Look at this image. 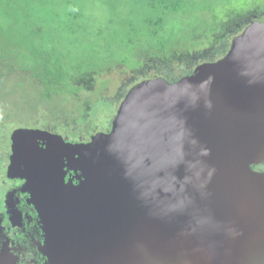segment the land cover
Masks as SVG:
<instances>
[{"label": "water", "instance_id": "obj_1", "mask_svg": "<svg viewBox=\"0 0 264 264\" xmlns=\"http://www.w3.org/2000/svg\"><path fill=\"white\" fill-rule=\"evenodd\" d=\"M10 139L49 264H264V23L189 76L133 85L110 132Z\"/></svg>", "mask_w": 264, "mask_h": 264}, {"label": "rangeland", "instance_id": "obj_2", "mask_svg": "<svg viewBox=\"0 0 264 264\" xmlns=\"http://www.w3.org/2000/svg\"><path fill=\"white\" fill-rule=\"evenodd\" d=\"M26 1L28 0H0V53L5 54L4 49L9 53L11 47H18L22 53L21 60L31 63L33 61L31 56L35 54L33 47L44 43L49 45L56 43V48L64 50L70 61L81 62L83 69L94 72L96 78L94 90L98 95L100 93L103 97L113 100L116 92L121 91L123 96L118 98L115 110L132 84L143 77V73L151 74L155 78L157 76L153 74L154 69L165 68L166 65L160 59L170 54L184 55L209 47L219 35H222L226 26L231 25L229 26L231 29L235 28L241 18L250 16L251 11H254L256 19L248 24L264 23V0H189L182 12L167 16L165 26H134L132 19L125 15L128 12L132 13L130 9L134 12L138 10L137 6L133 7L131 0L126 2L128 9L124 11L123 17L126 18L124 25H122L121 7L108 10L107 6L102 8L99 2L88 0L86 3L92 4L88 14L101 15L98 16L101 23L94 20L92 23L88 20L87 23L85 20L80 22V26L79 23L77 26H74L76 25L74 23L73 26H67L65 12L68 7L61 0H46L48 3L43 5L38 0L26 5ZM42 7L46 10L45 26L20 25L23 24L20 21L22 17L24 22L27 20V12L30 13L29 19H32L36 16L35 11ZM42 35L45 36V41L41 40ZM142 66H145L146 70L142 71ZM174 73L175 71L171 70V74ZM157 74L161 77L160 72L157 71ZM12 77L17 79L20 74L14 73ZM16 82H13L16 93L24 97L19 99L17 106L19 110H14L12 113L15 115L27 108L29 114L20 115L22 121L11 120L12 125L8 130L4 122H1L5 119L0 112V183L4 178L1 171L4 156L7 148L11 147V132L17 128L45 130L41 125L44 121L40 117L41 109L38 112L28 109L37 89L30 70L26 71L24 83H20L19 80ZM10 84L12 86V82ZM13 100L14 98H10V101ZM99 105L102 107V104ZM103 107L106 108V105L103 104ZM35 112L36 114L31 116ZM113 116H109L107 112L105 118L98 121V126L102 127V122L111 118L110 123L98 129L97 133L110 132ZM14 123L21 125L17 126ZM45 131L52 133L49 130ZM252 168L263 170L260 164L252 165ZM41 249L39 246L38 251L33 252L34 259L38 264H49L48 257Z\"/></svg>", "mask_w": 264, "mask_h": 264}, {"label": "trees", "instance_id": "obj_3", "mask_svg": "<svg viewBox=\"0 0 264 264\" xmlns=\"http://www.w3.org/2000/svg\"><path fill=\"white\" fill-rule=\"evenodd\" d=\"M34 1L36 0H28L25 4H32ZM38 1H41L42 5L48 3L46 0ZM94 1L102 4V8L107 6L108 10L121 7L120 12L122 11L123 14L121 16L122 25L125 24L126 18L123 16L124 11L128 9L126 6L127 0ZM131 1L133 7L137 6L138 10L134 12V10L130 9L135 15L129 12L125 15L132 19L134 26H165L167 16L182 12L185 5L189 2V0ZM61 2L68 7L65 12L66 19L68 20L67 26H73V23L76 24L74 26H77L78 23V26H80L85 20H87V23L88 20H90V23L93 20L101 23L98 17L101 15H97L96 13L88 14L89 7L92 5L86 3L88 0H61ZM39 9L35 11L36 16L32 19H29L30 13L27 12V20L24 22V17H22L20 21L23 24L20 25L45 26L44 19L46 10L44 7ZM251 12L250 16L241 18L235 28L231 29L229 27L231 25L226 26L222 35H219L209 47L193 53H185L184 55L170 54L168 57L160 59L166 66L163 69H154L153 74L157 76L155 78H162L167 83H173L181 77L189 76L199 64L221 59L229 50L231 40L239 35L251 20L256 19L254 18L255 14H253L254 11ZM41 40L45 41L44 35L41 36ZM33 49L35 50V54L31 56L33 59L31 63L21 60L22 53L18 47H11L9 53H7L6 49H4L5 54L0 53V112L1 116L5 119V121L1 122H4V125L9 130L12 125L11 120L15 119L16 122L22 121L20 115L25 113L29 114L27 108L21 110L19 113H15V115H13L12 111L19 110L17 107L19 99L24 97L16 93L13 82L17 83V80L20 83L23 82L26 71L30 70L31 78H33V83L35 81L37 89L34 91V96L31 98L28 109H34L36 112L41 109L42 114H40V117L44 120L41 124L42 128L53 133H58L68 141L86 142L98 129L110 123L111 118L109 121L102 122V127L98 126L100 119H104L107 112H109V116H113L116 111V102L123 94L118 90L113 100L103 97L100 93L98 95L94 90L96 83V78L93 75L94 72L89 69H83V63L81 62L70 61L66 57L67 55L64 54V50L59 49V47L58 49L56 48V43L50 45L44 43L40 46L33 47ZM141 70H146V67L144 66ZM171 70L173 72L175 71V73L171 74ZM157 71L160 72L161 77H158V74L156 75ZM14 73H19L20 77L14 79L12 77ZM142 75L143 77H140V80L132 85L144 79L154 78L146 72ZM10 82H12V86ZM10 98H14V100L10 101ZM99 104H102V107ZM103 104L106 105V108L103 107ZM21 107L23 109L22 104ZM36 112L31 116L36 114Z\"/></svg>", "mask_w": 264, "mask_h": 264}, {"label": "flooded vegetation", "instance_id": "obj_4", "mask_svg": "<svg viewBox=\"0 0 264 264\" xmlns=\"http://www.w3.org/2000/svg\"><path fill=\"white\" fill-rule=\"evenodd\" d=\"M63 139L65 142L68 141L66 138ZM40 146L45 147L41 143ZM10 154L9 146L1 168L4 178L0 183V258L6 260L3 252L8 250L6 254L10 253L9 258L13 259L14 264H38L33 252L45 244L44 232L31 203V194L26 190V180L20 177L23 173L9 171ZM63 169L64 181L76 184L78 181L74 177V171L66 166ZM41 250L44 252V248Z\"/></svg>", "mask_w": 264, "mask_h": 264}]
</instances>
